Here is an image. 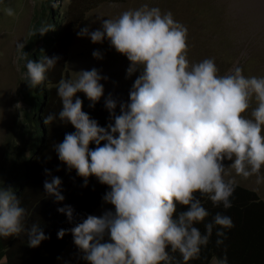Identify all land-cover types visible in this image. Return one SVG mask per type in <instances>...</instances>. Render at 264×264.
<instances>
[{
    "label": "clouds",
    "instance_id": "obj_1",
    "mask_svg": "<svg viewBox=\"0 0 264 264\" xmlns=\"http://www.w3.org/2000/svg\"><path fill=\"white\" fill-rule=\"evenodd\" d=\"M7 14L13 11L8 9ZM50 30L44 26L37 31L43 36ZM78 35L90 37L93 43L107 39L130 62L128 77L140 71L129 92L130 102L120 104L119 115L116 100L111 95L106 99L105 107L114 119L107 127L82 111L83 102L76 97L81 92L94 107L104 93L100 81L107 77L93 68L80 71L75 80L69 75L70 79L58 82L62 103L58 119L75 129L58 131L65 133L55 145L58 158L69 170L75 169L85 185L95 176L109 186L103 199L115 209L92 215L102 200L70 229L83 259L88 264H170V249L179 252L187 264L199 257L214 228L216 243L221 245L219 237H224L223 229L234 226L232 219L217 213L202 234L195 225L204 222L209 212L200 197L206 196L214 206L231 208L237 181L235 177L225 179L231 176L229 170L245 179L255 176L257 185L264 183V78L245 77L240 67L218 76L212 59L190 65L186 27L174 21L171 12L162 14L146 4L103 20L95 31L82 28ZM24 47V43L17 45L18 51ZM93 56L102 59L99 51ZM27 57L25 52L19 57L27 60L24 79L29 89H35L59 57L44 56L38 62ZM253 99L256 107L249 118L244 113ZM56 119L49 114L44 123ZM92 143L94 149L89 147ZM29 149L27 155L38 152V147ZM226 160L231 162L227 166ZM60 185L59 177L44 182L45 192L57 202L64 200ZM178 205L184 209L179 213ZM58 212L72 221L70 206ZM25 217L26 209L13 188H0V237L26 231L29 247L35 248L48 237L37 224L26 229ZM65 234L61 229L58 238ZM220 264H227L226 258Z\"/></svg>",
    "mask_w": 264,
    "mask_h": 264
},
{
    "label": "rangeland",
    "instance_id": "obj_2",
    "mask_svg": "<svg viewBox=\"0 0 264 264\" xmlns=\"http://www.w3.org/2000/svg\"><path fill=\"white\" fill-rule=\"evenodd\" d=\"M145 4L149 8H159L162 14L171 12L174 21L186 27L190 65L212 59L218 76L240 67L245 77L264 78V0H108L95 4L88 0H0V188L12 180L9 168L16 156L15 149L25 147L26 154L30 150L29 145L22 143V132L30 125L26 114H34V108L25 99L27 83L23 67L26 60L19 58L24 49L18 51L17 45L24 43L27 46L33 27L42 19L43 12V20L47 22L51 8L55 10L56 19H62L61 26L52 32L59 33L60 37L46 52L50 58L59 57L55 67L59 65L61 72L65 70L73 80L80 71L95 68L102 77H107L100 81L104 93L98 102L106 101L111 95L113 99L128 103L129 92L140 71L128 77L130 62L111 47L107 39L93 43L90 37L78 33L85 27L90 32L100 29L103 20L116 19L124 11ZM8 9L13 15L7 14ZM82 10L84 17L74 24ZM43 44L39 41L33 51ZM94 51H99L102 59L95 58ZM255 107L253 99L244 115L250 118ZM31 131H34L33 126ZM230 163L225 161L226 166ZM229 171L231 176H225L226 180L235 177L237 184L258 191L264 198V183L257 185L255 176L245 179ZM261 175L264 176V168ZM109 210L114 212V206L103 199L92 215L101 216ZM83 255L72 240L56 264H88ZM211 264L219 263L214 259Z\"/></svg>",
    "mask_w": 264,
    "mask_h": 264
},
{
    "label": "trees",
    "instance_id": "obj_3",
    "mask_svg": "<svg viewBox=\"0 0 264 264\" xmlns=\"http://www.w3.org/2000/svg\"><path fill=\"white\" fill-rule=\"evenodd\" d=\"M104 1L108 0L95 2L88 0L91 4ZM112 1L115 2V0ZM54 11V8H51L48 22L43 20V12L42 19L34 25L32 35L24 48V52L28 54L27 59L38 62L46 56L50 46L59 39L60 34L52 32L56 31L55 27L61 26L62 19H56ZM78 15L73 21L74 24L84 17V10ZM65 18L66 16L63 19ZM44 23L51 30L40 36L37 30L43 27ZM39 41L44 43L43 46L33 51ZM23 71H27L26 66L23 67ZM61 79L70 78L65 70L61 72L58 65L45 74V80L41 85L35 89H29L27 85V94L24 92L26 101L34 108V114L28 112L26 114L30 125L26 130L23 129L22 142L24 146L38 147V152L27 155L24 151L25 147L16 148L14 152L16 156L9 168L12 180L1 188L11 186L20 200V206L26 209L25 228L30 229L33 224H37L48 238L33 248L29 247L26 231L18 236L0 237V261L7 257L9 264H55L62 251L73 239L70 229L100 206L109 188L101 184L95 176L89 177L85 185V179L80 177L75 169L69 170L67 165L58 158L55 145L62 142L65 136V133H58V131L61 128L66 133L75 131L70 123H62L58 119L62 103L57 95V87ZM76 97L83 102L82 111L96 120L99 126L107 127L109 123H114L112 115L105 107V101L90 107L91 103L83 97L81 92H78ZM76 97L73 98L74 101ZM114 100L117 102L115 113L119 115L122 102L118 98ZM49 114L56 115L57 119L46 125L44 119ZM32 126L34 131H31ZM89 147L94 149L96 145L92 143ZM33 156L34 158H31ZM49 172L50 175L47 174ZM52 177H59L61 180L59 190L64 196L61 202H57L54 196H49L45 192L44 182L51 181ZM196 195L200 196L199 193ZM200 198L209 212L204 222L195 225L202 234L205 232V224L211 222L217 213L231 217L234 226L223 229L225 235L219 237L223 239V243L219 246L216 243L217 229L214 228L207 246L201 247L199 257L189 260L187 264H210L212 259L218 260L220 264V261L225 258L227 264H264V200L258 191L236 184L235 191L230 197L232 207L229 209H224L222 205L214 206L206 196ZM65 206L73 209L71 222L65 213L58 212L59 208ZM182 210H184L183 207L178 205L177 213ZM61 229L65 230L66 234L63 238H58V232ZM168 251L172 257L170 264H185L179 252L173 253L170 249Z\"/></svg>",
    "mask_w": 264,
    "mask_h": 264
},
{
    "label": "crops",
    "instance_id": "obj_4",
    "mask_svg": "<svg viewBox=\"0 0 264 264\" xmlns=\"http://www.w3.org/2000/svg\"><path fill=\"white\" fill-rule=\"evenodd\" d=\"M0 264H7L6 259L2 260Z\"/></svg>",
    "mask_w": 264,
    "mask_h": 264
}]
</instances>
